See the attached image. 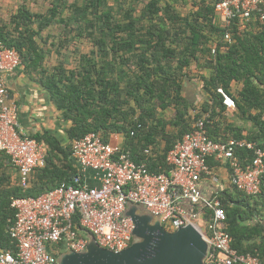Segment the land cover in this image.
<instances>
[{"label": "trees", "instance_id": "1", "mask_svg": "<svg viewBox=\"0 0 264 264\" xmlns=\"http://www.w3.org/2000/svg\"><path fill=\"white\" fill-rule=\"evenodd\" d=\"M162 1L149 0L139 15L130 7L120 19L107 0H85L82 6L52 0L46 13H33L22 5L8 19L0 16V46L16 49L22 61L9 77L21 75L43 87L68 123L66 138L52 130L33 134L48 146L47 164L32 172L27 188L21 186L11 157L0 152V250L14 246L9 234L16 215L12 199L74 183L78 164L72 155L73 142L89 132L101 133L106 141L122 139L131 158L154 173L170 171L168 152L206 116L213 139L244 138L264 148V23L259 15L254 14L242 30L237 19L230 29L234 41L229 44L224 38L227 29L215 23L210 0H193V11L186 16L175 13L172 0L165 7ZM74 19L89 26L70 24ZM57 22L64 23L75 39L88 37L93 42V50L79 55L75 66L51 62L52 54L67 55L66 50L61 54L64 43L55 51L43 46L48 43L45 32ZM193 75L203 83L200 104L184 95ZM219 88L233 97L235 108L224 104ZM236 112L252 128L232 124L227 114ZM238 153L249 166L254 153L246 149ZM210 165L218 170L222 164L211 161ZM11 169L16 184L11 183ZM212 188L209 194L217 193L226 210L233 246L264 264V186L257 195L224 180Z\"/></svg>", "mask_w": 264, "mask_h": 264}, {"label": "built area", "instance_id": "2", "mask_svg": "<svg viewBox=\"0 0 264 264\" xmlns=\"http://www.w3.org/2000/svg\"><path fill=\"white\" fill-rule=\"evenodd\" d=\"M210 2L215 23L227 29L224 38L229 44L234 41L230 29L237 19L239 30L254 14L264 23V0ZM21 62L16 49L0 46V152L11 157L21 186L27 188L32 172L47 164L48 146L19 123L18 105L7 76ZM218 92L226 106L235 108L231 95L222 88ZM242 149L254 153L249 166L244 165L238 153ZM146 153L150 154V150ZM72 155L78 164L74 183H63L38 196L12 199L16 215L9 234L14 246L0 250V264H59L61 253L85 250L90 236L102 248L121 252L133 242L135 224L125 215L132 203L161 217L169 231L188 225L196 228L209 245L206 264H261L258 257L241 253L233 246L220 196L209 194L202 186L204 182L223 184L220 171L210 165L215 161L228 171V183L238 190L248 195L261 193L264 148L257 142L235 137L227 141L213 139L206 116L198 119L168 152L169 172L150 171L146 164L131 158L118 137L106 141L97 132L75 139Z\"/></svg>", "mask_w": 264, "mask_h": 264}, {"label": "water", "instance_id": "3", "mask_svg": "<svg viewBox=\"0 0 264 264\" xmlns=\"http://www.w3.org/2000/svg\"><path fill=\"white\" fill-rule=\"evenodd\" d=\"M125 215L134 224L130 247L113 252L102 248L93 236L81 252H63L59 264H206L209 245L201 233L191 225L176 231L167 230L161 217L147 211L140 204H129Z\"/></svg>", "mask_w": 264, "mask_h": 264}, {"label": "rangeland", "instance_id": "4", "mask_svg": "<svg viewBox=\"0 0 264 264\" xmlns=\"http://www.w3.org/2000/svg\"><path fill=\"white\" fill-rule=\"evenodd\" d=\"M69 4H78L80 6L85 5V0H68ZM149 0H139L135 2L131 1H121V2H116L115 0H107L108 6H111L113 8V12L116 18L120 19L123 15L126 9L133 7L136 10V14H141L144 6L148 3ZM192 1L193 0H172L173 6H174V11L176 14H182L183 15H188L193 11L192 7ZM52 0H3L0 3V16L2 18L8 19L12 14L17 12V9L25 5L27 8L33 12V13H46L48 8L51 6ZM167 0H163L161 2V6L165 7ZM195 9V8H194ZM68 16L69 13L68 11L64 13V16ZM74 16H78L76 12H74ZM94 15H89L90 18H92ZM9 20L6 22L8 23ZM83 22V21H82ZM80 19L73 20L72 23L70 24H82L83 26H89L88 24H83ZM45 32L44 36L47 38V44H43L45 48H50L52 51H55L56 47L60 48L61 44L64 43V47L61 49V54L66 50V56L62 55L61 57L58 58V56L52 54L51 56V62L53 64L63 62L67 65L70 66H75L77 63V59H79V55L85 54V53H90L93 48V42L88 38V37H83L79 38L77 37L76 39L74 38V34H71L68 29L65 28L64 23H54L49 27L48 30ZM62 36L61 39L58 38V36ZM63 40V41H62ZM68 40V41H64ZM55 44V47L53 44ZM60 56V55H59ZM62 58H64L62 60ZM193 78L189 84H188V91L187 93H190L192 96V99L194 102H197V104H200L202 102V93H201V86H202V81H200V77H195L193 75ZM233 93L236 95L237 94V86L234 88ZM167 112V111H166ZM168 113V112H167ZM171 114V112L169 113ZM168 114V116H169ZM166 115V114H165ZM229 117V120H231L232 124H235L236 126H242L246 128H252V123L248 121L247 119H244L238 114L237 112L232 115L230 113L227 114ZM64 124L63 128L56 132L60 133L59 136L62 134L63 137L66 138V134L64 131V128L66 127L65 122L62 121ZM64 142H67L66 140ZM3 169H1L2 171ZM11 174V180L12 184L17 183V176L15 175V170L11 169L10 170ZM199 224L202 226L203 222L199 221Z\"/></svg>", "mask_w": 264, "mask_h": 264}, {"label": "crops", "instance_id": "5", "mask_svg": "<svg viewBox=\"0 0 264 264\" xmlns=\"http://www.w3.org/2000/svg\"><path fill=\"white\" fill-rule=\"evenodd\" d=\"M2 1L3 0H0V3ZM7 79L12 97L18 105L19 123L27 133L33 135L34 133L42 132L43 130L58 132L63 128L64 124H62L63 119L61 118V112L58 111L56 106L50 101V98L43 87L21 75L16 77L7 76ZM189 82L190 81L186 82L184 95L193 101L191 94L187 93ZM202 87L203 83L201 86V93L203 96ZM67 125L68 123L66 124V127ZM218 171H220L223 180L228 182V171L222 168V166H219ZM202 186L207 192L213 191V185L209 182H204Z\"/></svg>", "mask_w": 264, "mask_h": 264}]
</instances>
